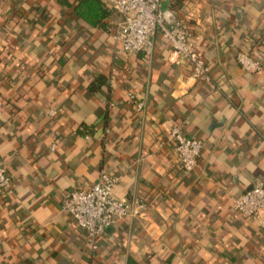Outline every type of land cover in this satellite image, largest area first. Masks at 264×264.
Returning <instances> with one entry per match:
<instances>
[{
	"label": "crops",
	"instance_id": "obj_1",
	"mask_svg": "<svg viewBox=\"0 0 264 264\" xmlns=\"http://www.w3.org/2000/svg\"><path fill=\"white\" fill-rule=\"evenodd\" d=\"M160 7L192 33L210 81L160 31L149 53H114L112 9L107 32L58 0H0V160L13 183L0 194V264H264V217L233 207L264 177V0ZM241 50L262 68L245 71ZM174 125L203 143L191 171L176 160ZM101 170L116 197L145 209L92 249L61 197Z\"/></svg>",
	"mask_w": 264,
	"mask_h": 264
},
{
	"label": "built area",
	"instance_id": "obj_2",
	"mask_svg": "<svg viewBox=\"0 0 264 264\" xmlns=\"http://www.w3.org/2000/svg\"><path fill=\"white\" fill-rule=\"evenodd\" d=\"M162 0H102L104 5L116 12L113 24L114 53H149L153 47V37L157 31L169 40L173 51L185 58L192 66L194 75L206 81L211 80L209 66L192 50V33L179 25H169L161 9ZM236 60L247 72L262 68L261 61L245 51L236 53ZM133 100L134 94L128 93ZM138 109L143 103H136ZM88 137L89 135L86 134ZM168 138L175 143L176 160L185 171H191L198 163L203 143L198 138L185 135L180 126L171 127ZM116 177L101 170L96 182L87 189L66 191L61 197V208L68 212L72 221L81 227L92 249L97 248V237L108 226L126 217L141 216L145 204L138 199H122L113 194ZM12 177L0 160V194L9 195L13 191ZM235 211L247 218L263 221L264 217V177L257 179L249 189L234 198Z\"/></svg>",
	"mask_w": 264,
	"mask_h": 264
},
{
	"label": "trees",
	"instance_id": "obj_3",
	"mask_svg": "<svg viewBox=\"0 0 264 264\" xmlns=\"http://www.w3.org/2000/svg\"><path fill=\"white\" fill-rule=\"evenodd\" d=\"M58 2L60 5L72 7V13L81 22L107 32L111 31L112 27L107 21L111 11L102 0H58ZM106 82L107 77L105 75H98L95 80L89 83V90H99Z\"/></svg>",
	"mask_w": 264,
	"mask_h": 264
}]
</instances>
